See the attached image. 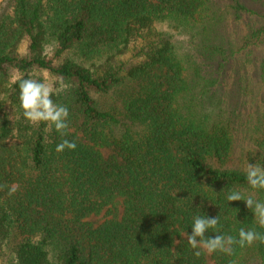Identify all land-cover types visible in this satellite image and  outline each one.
Wrapping results in <instances>:
<instances>
[{
	"label": "trees",
	"instance_id": "16d2710c",
	"mask_svg": "<svg viewBox=\"0 0 264 264\" xmlns=\"http://www.w3.org/2000/svg\"><path fill=\"white\" fill-rule=\"evenodd\" d=\"M261 1L0 2V264H264L259 241L186 239L204 215L208 237L264 233L226 199L264 201L245 175L264 166V22L238 31ZM14 76L53 86L65 135L24 119Z\"/></svg>",
	"mask_w": 264,
	"mask_h": 264
},
{
	"label": "clouds",
	"instance_id": "9594fccd",
	"mask_svg": "<svg viewBox=\"0 0 264 264\" xmlns=\"http://www.w3.org/2000/svg\"><path fill=\"white\" fill-rule=\"evenodd\" d=\"M13 82L19 83V104L22 115L25 120L31 124L44 123L49 129L53 128L62 136L66 134L68 129V108L64 105L56 104L53 99V86L45 81L37 79H23L13 77ZM70 85L63 82L60 83V90L69 88ZM75 150V142L64 139L56 147L57 152L65 150ZM245 175L248 185L253 190H264V166L260 164H247ZM11 194V193H10ZM226 199L229 203L243 201L247 208L254 214L256 224L264 229V201L256 200L253 196H245L239 190H230ZM219 217L196 216L194 217L191 227V234L186 233L187 243L192 249H202L208 254L217 251L222 253H231L232 246L238 245L243 248L251 246L257 241L264 244V233L255 229L241 228L238 237L225 236L216 234L214 237L206 236L209 229H215L217 232ZM194 255L199 257L201 251H195Z\"/></svg>",
	"mask_w": 264,
	"mask_h": 264
},
{
	"label": "rangeland",
	"instance_id": "374dc122",
	"mask_svg": "<svg viewBox=\"0 0 264 264\" xmlns=\"http://www.w3.org/2000/svg\"><path fill=\"white\" fill-rule=\"evenodd\" d=\"M1 1L2 0H0V2ZM263 2H264V0H262L261 2L253 3V5L250 6V8L252 7L254 12L256 13L255 15L244 14V15L240 16L241 17L240 18V24L238 26V31H239L240 34H244L245 33V28L247 26H249V27H253V26H256V25L258 26V25H260V24H262L264 22L262 20L263 17H264V7L262 6ZM161 29L163 31L167 30V28H165V29L161 28ZM171 33H172V31H171ZM262 53H263V51L259 50V48L258 49H253V53L251 55V59L253 60L252 62L253 63L254 62L260 63V61L262 59ZM252 68H253V70L255 72V68L254 67H252ZM246 80L247 81L245 83H249L251 85L250 79L246 78ZM255 80H256V84H257L256 88L258 90L256 93H258L261 90L260 88H263L264 85L260 84L257 79H255ZM105 156H107V155H105ZM93 220L94 219H92L91 221H93Z\"/></svg>",
	"mask_w": 264,
	"mask_h": 264
}]
</instances>
